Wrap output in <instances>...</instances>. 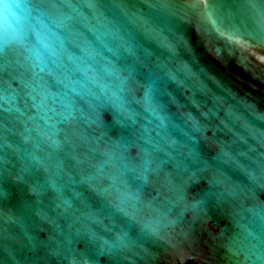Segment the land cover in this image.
Returning a JSON list of instances; mask_svg holds the SVG:
<instances>
[{
	"label": "water",
	"instance_id": "95a60500",
	"mask_svg": "<svg viewBox=\"0 0 264 264\" xmlns=\"http://www.w3.org/2000/svg\"><path fill=\"white\" fill-rule=\"evenodd\" d=\"M264 264V0H0V264Z\"/></svg>",
	"mask_w": 264,
	"mask_h": 264
},
{
	"label": "trees",
	"instance_id": "16d2710c",
	"mask_svg": "<svg viewBox=\"0 0 264 264\" xmlns=\"http://www.w3.org/2000/svg\"><path fill=\"white\" fill-rule=\"evenodd\" d=\"M193 264H195V263H193Z\"/></svg>",
	"mask_w": 264,
	"mask_h": 264
}]
</instances>
